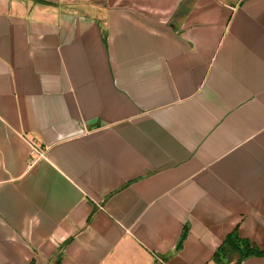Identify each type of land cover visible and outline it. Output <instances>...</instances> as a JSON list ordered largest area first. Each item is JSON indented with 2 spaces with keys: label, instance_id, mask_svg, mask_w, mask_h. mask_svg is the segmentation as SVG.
Returning a JSON list of instances; mask_svg holds the SVG:
<instances>
[{
  "label": "crops",
  "instance_id": "crops-1",
  "mask_svg": "<svg viewBox=\"0 0 264 264\" xmlns=\"http://www.w3.org/2000/svg\"><path fill=\"white\" fill-rule=\"evenodd\" d=\"M235 230L264 252V0H0V264H237Z\"/></svg>",
  "mask_w": 264,
  "mask_h": 264
},
{
  "label": "trees",
  "instance_id": "trees-1",
  "mask_svg": "<svg viewBox=\"0 0 264 264\" xmlns=\"http://www.w3.org/2000/svg\"><path fill=\"white\" fill-rule=\"evenodd\" d=\"M235 251L240 254V259L237 264H240L242 260L250 256H263L264 252L258 248L251 247L250 243L247 240L240 238L238 231L235 230L230 233L224 243L220 246L219 250L215 254V260L217 262L222 261V256L225 255L228 251Z\"/></svg>",
  "mask_w": 264,
  "mask_h": 264
},
{
  "label": "built area",
  "instance_id": "built-area-1",
  "mask_svg": "<svg viewBox=\"0 0 264 264\" xmlns=\"http://www.w3.org/2000/svg\"><path fill=\"white\" fill-rule=\"evenodd\" d=\"M30 144H31L33 154H35L37 156H42L45 153V150L43 149L41 144H39L37 141L31 140Z\"/></svg>",
  "mask_w": 264,
  "mask_h": 264
}]
</instances>
